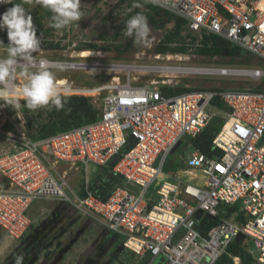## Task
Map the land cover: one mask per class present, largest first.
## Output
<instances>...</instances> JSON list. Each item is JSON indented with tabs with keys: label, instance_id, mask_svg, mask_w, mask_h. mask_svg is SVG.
Wrapping results in <instances>:
<instances>
[{
	"label": "built area",
	"instance_id": "1",
	"mask_svg": "<svg viewBox=\"0 0 264 264\" xmlns=\"http://www.w3.org/2000/svg\"><path fill=\"white\" fill-rule=\"evenodd\" d=\"M145 1L181 18L197 47L203 35H215L264 59V0ZM7 5L0 4V9ZM38 38L39 48L52 41ZM41 61L48 62L47 68L56 64L38 58L18 68L38 69ZM241 70L234 75L231 69H213L209 75L264 78L262 69ZM15 77L0 84V93L16 86ZM165 88L172 89L164 81L137 85L130 77L125 84L114 77L111 82L81 88L88 92L71 94L91 97L94 105L96 101L97 118L39 140L0 126L3 236L20 240L30 225L31 205L55 200L122 238L123 249L145 264H216L223 255L228 257L226 264H241L238 256L227 254L239 235L242 241L253 240L254 250H243L256 264H264V92L197 89L174 93ZM216 99L222 108L213 105ZM21 105L27 109L23 101ZM3 108L14 109L0 101V114ZM214 119L220 130L212 146L221 153L194 150L183 168L164 175L162 168L174 147L184 137L197 136ZM115 157L113 172L123 183L105 199L97 198L89 187L88 166L105 167ZM61 164L84 171L82 194L71 189L65 170L61 175L57 172ZM164 177L169 180L160 184L154 199L148 190ZM206 215L215 224L203 234L210 221L205 219L200 228Z\"/></svg>",
	"mask_w": 264,
	"mask_h": 264
},
{
	"label": "rangeland",
	"instance_id": "2",
	"mask_svg": "<svg viewBox=\"0 0 264 264\" xmlns=\"http://www.w3.org/2000/svg\"><path fill=\"white\" fill-rule=\"evenodd\" d=\"M20 2L22 0L16 1V3ZM132 3L133 0H81L84 17L80 21L64 30L55 29L52 35L47 36V38L43 36L46 39H52V41H46V43H43L42 48H38L33 52L32 60L45 58L61 66L62 63L74 65L81 63L75 66L76 69L62 68L61 66L48 68L56 76L57 81L60 79L67 82L64 89L69 91L60 93L61 96H82L72 94H78L79 91L83 90L81 88H93L111 82L114 77H118L121 84H125L130 77L137 85H147L154 81L160 84L164 81L165 86L172 89L196 87L226 91L250 89L264 92V78L250 79L241 76L226 77L207 74H178L166 78L161 76L160 73L158 74L156 69L162 67L264 70V59L243 50L234 58L228 56L219 58L201 56L195 51L197 48L196 41L188 45V51L185 54H172L178 56L181 59L180 61H167L170 53L155 55L153 49L163 34L172 27L171 23L161 29L149 27V42L134 44L132 41L130 49L121 55H117L111 49L109 51H78L76 49L75 46L79 42L108 46L109 48L116 43H125L128 37L123 35L124 21L136 12H141L144 15L146 13L141 7L133 9L130 13L128 9L132 7ZM24 7L32 17L42 21L44 28L48 27L49 21L44 17L45 10L42 6L25 3ZM56 41L59 42L60 47H50L51 43ZM82 52L90 54L91 58H79V54ZM93 55L98 56L94 58ZM5 56V48H0V58ZM109 66L114 67V69ZM141 68H148L149 72L146 74L136 72ZM36 70L19 68L15 74L14 83L16 86L20 87L24 82L25 71ZM94 103L95 105H93L97 107L98 103L96 101ZM26 121L27 117L20 112V108L11 110L3 108L0 114V126L2 128L6 124H11L14 131L19 130L28 135ZM194 150L191 138L184 137L176 150L167 156L162 173L172 175L183 168L184 163ZM64 170L67 172L65 179L70 184L71 189L78 192L84 179V171L81 168L64 164L57 166V172L60 175ZM96 170L97 168L93 165L88 166L89 182L94 178ZM167 180H169L168 177L156 179L149 188L148 195L157 199L156 191L160 184ZM132 189L138 191L137 188ZM27 216L30 226L34 229L28 228L20 240L4 237L0 230V262L16 264L18 257H24L25 260L29 253V256L32 257L31 260L26 263L23 260L21 264H145L139 261L138 256L123 249L121 246L122 238L110 235L101 225L80 216L64 202L55 200L35 201L27 211ZM241 242L242 247L245 249L254 250V243L251 238ZM29 245L33 247H30V249ZM27 249L28 251H26ZM155 263L156 261L153 264Z\"/></svg>",
	"mask_w": 264,
	"mask_h": 264
},
{
	"label": "trees",
	"instance_id": "3",
	"mask_svg": "<svg viewBox=\"0 0 264 264\" xmlns=\"http://www.w3.org/2000/svg\"><path fill=\"white\" fill-rule=\"evenodd\" d=\"M138 3H140L141 8L146 11L145 16L148 19L149 27L154 29H161L164 28L166 25L172 23V27L163 34L158 44L154 47L153 53L155 55L166 53L185 54L188 51V45L192 44L195 41V38L191 36V34L185 29V22L181 18L175 17L174 15L163 11L159 7L145 0H138ZM11 6L12 5L9 4L6 7L0 9V14H2L7 8ZM44 10V17L45 19H48L50 23L51 13L46 9ZM32 21L33 25L36 28L38 37L51 36L53 31L55 30L49 27V24L47 28H44L42 21L37 20L34 17H32ZM114 38H116V36H114ZM0 40H2L5 45L8 43L6 31H0ZM131 42L132 39L128 38L125 43H116L111 48H109L108 46H99L97 44L87 42H79L76 45V49L78 51H109L111 49L117 55H121L122 53H125L130 49ZM200 43L201 45L198 46L195 51L197 54L205 57L219 58L222 56H228L234 58L237 57L241 51V49H239L238 47L230 45L227 41L215 35H203V38ZM50 47L58 48L60 47V44L59 42L55 44L51 43ZM197 89L199 88L178 87L174 89L165 88L164 91L181 93ZM61 97L62 100L66 101V103H64L63 108L59 110L52 106L42 107L41 109L36 111L27 110L22 107L20 108V112L27 117L26 128L29 131L28 136L31 139H43L57 132L65 131L72 127L92 122L97 118L98 109L93 105L90 98H86L83 96ZM213 105L218 108H222L221 102H219V100L217 99L213 101ZM3 128L5 130L14 131V128L11 124H6L3 126ZM219 130L220 123L218 119H214L197 136L191 138L194 149L207 155L220 154L221 151L215 149L212 146V140ZM126 150L127 147L123 149V151ZM117 159L118 158L115 157L105 167H96V174L94 178H92V180L89 182V187L93 195H95L97 198L105 199L115 186L121 185L123 183L122 178L118 174L113 172V166L115 165ZM79 192L82 194L81 189L79 190ZM239 219H241V217H239ZM213 224H215L214 221H208L205 227L202 229V233L205 234L207 228H209V226ZM28 228H32V230L34 229L30 225ZM109 234L115 236L114 234ZM30 247L33 246L29 245V248ZM26 251H28V249ZM227 254H231L232 256H238L241 260V264H256L255 261L251 258V256L243 250L241 241L232 242L227 248ZM31 258L32 257L29 256L28 253L25 260L22 259V261L24 260V262L26 263L30 261ZM227 260V255H223L217 261L216 264H226Z\"/></svg>",
	"mask_w": 264,
	"mask_h": 264
},
{
	"label": "clouds",
	"instance_id": "4",
	"mask_svg": "<svg viewBox=\"0 0 264 264\" xmlns=\"http://www.w3.org/2000/svg\"><path fill=\"white\" fill-rule=\"evenodd\" d=\"M39 5L48 10L50 17L49 27L56 30L70 28L84 17L81 0H0V4H11L0 14V31H6L8 43L0 40V47L5 48L6 56L0 58V84L12 82L18 72L19 65L25 67L32 63V53L40 46L37 31L33 25L32 16L24 4ZM141 7L138 0H133V9ZM78 26V25H77ZM150 28L147 17L136 12L124 21L123 35L131 38L134 44L149 42ZM47 61H41L36 71H25L24 82L18 91L11 95L0 93V101L11 105L15 109L23 107L35 111L41 107L52 106L57 110L63 108L66 101L62 100L56 76L48 70ZM23 257H18L16 264H21Z\"/></svg>",
	"mask_w": 264,
	"mask_h": 264
},
{
	"label": "bare ground",
	"instance_id": "5",
	"mask_svg": "<svg viewBox=\"0 0 264 264\" xmlns=\"http://www.w3.org/2000/svg\"><path fill=\"white\" fill-rule=\"evenodd\" d=\"M89 55L90 54H87L86 52H82L81 54H79V58H84V59L91 58ZM96 56H98V55H95V56L93 55L92 57L95 58ZM180 60L181 59L178 56H174L172 54L168 55V57H167V61H169V62H176V61H180ZM77 64L80 65L81 63L79 62ZM76 65L67 64V63L63 64L62 63V66H61L60 64L56 63L54 67L57 68L58 66H61L62 68L76 69L77 68V67H75ZM115 70H118V69H115ZM156 70H157L156 72H158V74L160 73L161 76L166 77V78H170V77L176 76L178 74H180V75L181 74H183V75L207 74V75H209V74L215 72V71H213V69L183 68V67H172V68L162 67V68H158ZM231 71L234 75H239V72L242 70H231ZM136 72H139L140 74H146L147 72H149V69L148 68H141V69H138ZM66 84H67V82L61 81L60 79L57 81V85H58L60 93H64V92L69 91V90L64 89ZM18 90H19V87L14 86V87L9 88L5 94L11 95L13 91H18ZM86 92H88V91L86 89H83V90L79 91L78 93H86Z\"/></svg>",
	"mask_w": 264,
	"mask_h": 264
},
{
	"label": "water",
	"instance_id": "6",
	"mask_svg": "<svg viewBox=\"0 0 264 264\" xmlns=\"http://www.w3.org/2000/svg\"><path fill=\"white\" fill-rule=\"evenodd\" d=\"M178 146H179V144H177V145L175 146V148L172 150V153L176 150V148H177ZM195 217H196L197 219H199V218L201 217V212L198 211V212L196 213ZM205 219L215 220L214 218L209 217L208 215L204 216V217H203V220H202L201 223H200V228H203V226H204V224H205ZM242 240H243V236H242V235H239V236L236 238V241H237V242H238V241H242ZM162 260H163V259L160 258L159 261L161 262Z\"/></svg>",
	"mask_w": 264,
	"mask_h": 264
},
{
	"label": "crops",
	"instance_id": "7",
	"mask_svg": "<svg viewBox=\"0 0 264 264\" xmlns=\"http://www.w3.org/2000/svg\"><path fill=\"white\" fill-rule=\"evenodd\" d=\"M142 262H144V261H142Z\"/></svg>",
	"mask_w": 264,
	"mask_h": 264
}]
</instances>
